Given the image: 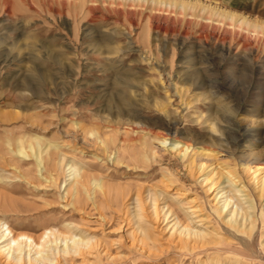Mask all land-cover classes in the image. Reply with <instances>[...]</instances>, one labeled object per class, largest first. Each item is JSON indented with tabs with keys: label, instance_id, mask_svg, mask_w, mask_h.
<instances>
[{
	"label": "rangeland",
	"instance_id": "rangeland-1",
	"mask_svg": "<svg viewBox=\"0 0 264 264\" xmlns=\"http://www.w3.org/2000/svg\"><path fill=\"white\" fill-rule=\"evenodd\" d=\"M258 166L264 0H0V221L14 236L93 238L90 264H264ZM228 173L255 207L246 231L219 212ZM138 193L182 217L198 207L213 243L179 249L162 220L141 246L125 222Z\"/></svg>",
	"mask_w": 264,
	"mask_h": 264
},
{
	"label": "bare ground",
	"instance_id": "bare-ground-1",
	"mask_svg": "<svg viewBox=\"0 0 264 264\" xmlns=\"http://www.w3.org/2000/svg\"><path fill=\"white\" fill-rule=\"evenodd\" d=\"M234 139L240 138L237 136L234 137ZM23 146L24 145H22V147ZM189 148V146L186 147V150H189ZM21 152L22 150H20V154ZM63 163L64 161H61L60 166H62ZM72 172V176L75 177L76 181L75 186H77L80 184L78 178L82 176L77 174V171L72 170ZM258 173L259 175L261 173L263 174L258 180V185H260L261 189L260 194L263 195L264 167L258 166L253 172L255 175ZM230 174L231 173H228V177L226 178L228 189L223 188L218 190L216 194V197L221 199L219 212L221 215L225 213L229 225H233L238 231L239 229H241V231H246L248 227L253 225V211L255 207L252 199L248 198V194H245L247 189L246 186L242 187V185H239V182ZM208 181L209 180L205 178L201 183H208ZM98 186L100 188L102 187L100 184H98ZM214 186L215 184L213 183L210 189H208L210 193H212V190L215 191V189H213ZM132 201L133 202L127 207L129 213L125 222L131 227L130 234L133 240L141 246L149 247L150 244L148 241H155V234H152V230L155 228L154 225L162 220L163 223L167 222L171 224L164 230H168L170 238L179 249L190 248L193 251H197L198 248L201 249L213 243L212 240L215 237L214 232H211L209 229L208 219L198 214V207L191 206L190 208H183L182 210L185 217H182L171 205L161 208L159 205L161 201L158 199L157 194L143 199L141 193H138L135 198H132ZM166 207L167 210H165ZM60 239L64 241V243L58 242V239L52 231L46 232L42 235V244L39 245L35 243V239L25 234L14 236L9 226H7L5 222L0 221V246L5 243L1 246L0 253L6 255L14 264H56L57 258H60L62 255H73L74 257L81 258L82 264H90L91 261L89 258H95V252L99 244L95 242L93 238L87 237L86 239H82L78 238V236H60ZM34 248H36V250ZM26 249H28V253ZM33 250L35 251L31 254Z\"/></svg>",
	"mask_w": 264,
	"mask_h": 264
}]
</instances>
